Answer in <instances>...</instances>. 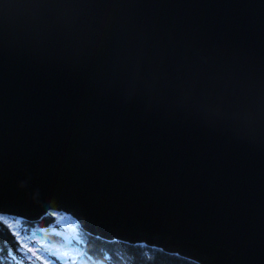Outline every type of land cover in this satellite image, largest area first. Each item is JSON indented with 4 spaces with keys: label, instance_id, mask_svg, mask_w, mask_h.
I'll return each instance as SVG.
<instances>
[{
    "label": "water",
    "instance_id": "obj_1",
    "mask_svg": "<svg viewBox=\"0 0 264 264\" xmlns=\"http://www.w3.org/2000/svg\"><path fill=\"white\" fill-rule=\"evenodd\" d=\"M203 264H264V0H0V212Z\"/></svg>",
    "mask_w": 264,
    "mask_h": 264
},
{
    "label": "trees",
    "instance_id": "obj_2",
    "mask_svg": "<svg viewBox=\"0 0 264 264\" xmlns=\"http://www.w3.org/2000/svg\"><path fill=\"white\" fill-rule=\"evenodd\" d=\"M23 223L45 227L55 222V214L48 210L40 217L28 219L22 217ZM79 241L83 251L91 258L92 264H203L201 261L162 249L161 246L141 240L129 241L117 237L107 238L94 235L84 229L77 220ZM50 238H57L49 235ZM20 242L16 233L3 218H0V264H25L18 256Z\"/></svg>",
    "mask_w": 264,
    "mask_h": 264
},
{
    "label": "rangeland",
    "instance_id": "obj_3",
    "mask_svg": "<svg viewBox=\"0 0 264 264\" xmlns=\"http://www.w3.org/2000/svg\"><path fill=\"white\" fill-rule=\"evenodd\" d=\"M48 210L54 212L55 222L45 227L29 226L22 216L0 212V218L9 223L19 239L18 258L25 264H92L79 244L77 219L64 210ZM50 234L57 238H50Z\"/></svg>",
    "mask_w": 264,
    "mask_h": 264
},
{
    "label": "snow or ice",
    "instance_id": "obj_4",
    "mask_svg": "<svg viewBox=\"0 0 264 264\" xmlns=\"http://www.w3.org/2000/svg\"><path fill=\"white\" fill-rule=\"evenodd\" d=\"M29 251H31V249H29Z\"/></svg>",
    "mask_w": 264,
    "mask_h": 264
}]
</instances>
